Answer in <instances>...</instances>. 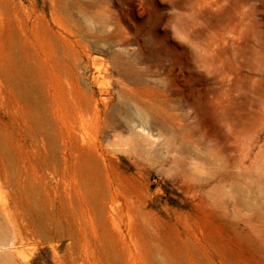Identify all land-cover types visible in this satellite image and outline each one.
<instances>
[{"label": "rangeland", "instance_id": "rangeland-1", "mask_svg": "<svg viewBox=\"0 0 264 264\" xmlns=\"http://www.w3.org/2000/svg\"><path fill=\"white\" fill-rule=\"evenodd\" d=\"M0 264H264V0H0Z\"/></svg>", "mask_w": 264, "mask_h": 264}]
</instances>
